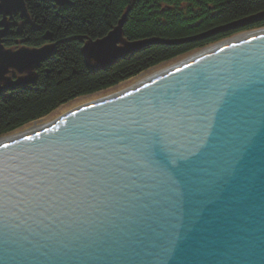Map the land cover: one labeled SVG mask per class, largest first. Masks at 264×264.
<instances>
[{
	"label": "water",
	"instance_id": "water-1",
	"mask_svg": "<svg viewBox=\"0 0 264 264\" xmlns=\"http://www.w3.org/2000/svg\"><path fill=\"white\" fill-rule=\"evenodd\" d=\"M17 13L24 0H0L5 90L33 85L23 69L54 48H4ZM261 21L264 11L195 37L127 42L123 16L81 54L104 69ZM8 70L22 75L10 82ZM0 264H264V33L1 144Z\"/></svg>",
	"mask_w": 264,
	"mask_h": 264
},
{
	"label": "trees",
	"instance_id": "trees-1",
	"mask_svg": "<svg viewBox=\"0 0 264 264\" xmlns=\"http://www.w3.org/2000/svg\"><path fill=\"white\" fill-rule=\"evenodd\" d=\"M24 2L27 15L10 19L12 25L3 39L4 46L55 45L52 56L37 70L34 86L0 98V134L43 117L71 99L114 86L231 34L224 32L176 45L146 46L97 70L84 61L81 46L85 39L106 35L124 12L122 35L127 41H137L195 37L264 10V0H70L72 5L63 8L42 0ZM46 33L51 35L49 40H44Z\"/></svg>",
	"mask_w": 264,
	"mask_h": 264
},
{
	"label": "bare ground",
	"instance_id": "bare-ground-1",
	"mask_svg": "<svg viewBox=\"0 0 264 264\" xmlns=\"http://www.w3.org/2000/svg\"><path fill=\"white\" fill-rule=\"evenodd\" d=\"M71 5H72V3H71ZM238 30L239 29H236V30L234 29V30L227 31V32H229L231 34L227 35L226 37H224V38H222V39H220V40H218V41H216V42H214L212 44H209V45L205 46L202 50H199L198 52H195L192 55L187 56L186 58L185 57L183 59H179L178 58V62L177 63H175L173 65H170V66H167L165 68H162V70H160V71H157V72H154V73H149V74H145V72H143L141 74H138V76L133 77L134 79H137L136 83L134 85H131L130 87H126V88H118V90L115 91L114 93H111V95L109 94L108 96L101 97L100 99H97V100L94 99V100L90 101L89 104H86V105H83L81 107H78L77 109H80L82 107H85L87 105L96 103V102L101 101V100L111 99V98H114V97H116L118 95L124 94V93H126V92H128V91H130V90H132V89H134L136 87H139V86H141V85L153 80L154 78H156L160 74L167 73V71H169V70H171V69H173L175 67H178V66L183 65V64H185L187 62H190V61L194 60L195 58H198V57H200L202 55L210 53V52H212V51H214V50H216V49H218L220 47H223V46H225L227 44H231V43H234V42H237V41H240V40H243V39H245L247 37H253V36H257V35H260V34L264 33V28L256 29L255 31H252V32L251 31L250 32H243V33H240V34H238L236 32ZM222 33H224V32H222ZM218 34H221V33H218ZM233 34H236V35H233ZM141 40H144V39H141ZM86 41L87 40L85 39L83 44ZM137 41H139V40H137ZM83 44H82V46H83ZM3 46H4V43H3ZM21 47H25V48H29V49L41 48V47H38V48L28 47V46H24V45L20 46V47H18V46L5 47L4 46V48L12 50V51L13 50H17V49H19ZM93 67H95L97 70H103V69H99L96 65H93ZM106 68H108V67H106ZM106 68H104V69H106ZM26 69L27 68L23 69V71H22L23 75H25V73H27V74H36V71L38 70L36 68H33L31 71H30V69L29 70H26ZM10 75L16 76V79H10L9 80L10 82H16L17 79L19 77H21V75L18 74L17 72H15L13 70H8V72H6V74L4 75V78L5 79H9ZM35 76H38V75L36 74ZM133 78H131V79H133ZM36 79L37 78H35V81H36ZM131 79L129 78V79L125 80V81H131ZM17 82L15 83V85H13L15 90H23V89H25V87H27L25 85L17 87L16 86ZM123 82L124 81H122V83ZM120 83L121 82L117 83L116 85H118V87H119ZM5 85H9V82H6ZM0 87H1V89H3V88L4 89H8L7 86L4 87V85H3V88H2V86H0ZM13 91L14 90H10V91H2V90H0V98H8L9 95H11ZM77 109H74V110H77ZM51 112H49L48 114H50ZM72 112H73L72 110H67L66 112L62 113L61 115H59V116H57L55 118H53L52 120H49L50 119L49 115H45V116L40 117V118H38V119H36L34 121H31V122L25 124L23 129H17L15 131H13V133L10 132V133H6L5 135L0 136V145L4 144V143H9L11 141L19 140V139H22L24 137H29V136L38 134L40 132H43V131L49 129L50 127H52L56 122L61 120L62 117L66 116V115H68V114H70Z\"/></svg>",
	"mask_w": 264,
	"mask_h": 264
},
{
	"label": "rangeland",
	"instance_id": "rangeland-1",
	"mask_svg": "<svg viewBox=\"0 0 264 264\" xmlns=\"http://www.w3.org/2000/svg\"><path fill=\"white\" fill-rule=\"evenodd\" d=\"M43 2H50V3H52L53 4V6L54 7H58V8H63V7H70L71 5H69V6H67V5H62V6H60V5H56L54 2H52L51 0H42ZM69 2H70V0H68ZM25 3V2H24ZM25 7H26V4H25ZM262 11H264V10H262ZM262 11H260V12H262ZM127 12V11H126ZM257 13H259V12H257ZM19 13H17V14H12L11 15V18L10 19H12V17H14V16H16V15H18ZM256 14V13H255ZM20 15V14H19ZM253 15V14H252ZM124 16V23H125V18H126V14H125V12L123 13V15L118 19V21L122 18ZM250 16V15H249ZM1 19V18H0ZM10 19H7L8 20V22L10 21ZM118 21H117V23H116V25L115 26H117V24H118ZM123 23V24H124ZM260 24H262V25H260ZM11 25H12V23L11 22H9V26H8V34H9V32H10V28H11ZM114 26V27H115ZM123 26V25H122ZM113 27V28H114ZM113 28L112 29H110L109 30V32L110 31H112L113 30ZM262 28H264V21H261V22H257V23H254V24H252V25H250V26H248V27H245V28H239V30L238 31H236L238 34H240V33H243V32H252V31H255L256 29H262ZM109 32H107V34L109 33ZM121 33H122V27H121ZM47 34V33H46ZM45 34V35H46ZM106 34V35H107ZM44 35V36H45ZM106 35H104V36H106ZM233 35H236V34H233ZM232 35V36H233ZM8 36V35H7ZM6 36V37H7ZM51 36V35H50ZM103 36V37H104ZM6 37H4V38H6ZM103 37H101V38H103ZM51 38V37H50ZM49 38V39H50ZM101 38H99V39H101ZM122 38L124 39V40H126L124 37H123V35H122ZM155 38V37H154ZM99 39H96V40H99ZM146 39H148V38H146ZM87 40H91V39H87ZM91 41H95V40H91ZM127 41V40H126ZM128 42H132V41H128ZM46 44H53L52 42L51 43H46ZM45 44V45H46ZM212 44V43H211ZM53 45H55V44H53ZM165 45H167V44H165ZM18 47H20V45H17ZM207 46V45H206ZM205 47V46H204ZM204 47H201V48H198V49H194V50H192V51H190V52H187V53H184V54H182V55H179V56H177V57H174L173 59H170V60H167V61H164V62H162V63H160V64H158V65H155V66H153V67H150V68H148V69H146V70H144L143 72H145V74H149V73H154V72H157V71H160V70H162V68H165V67H167V66H170V65H173V64H175V63H177L178 62V58L179 59H183L184 57L186 58L187 56H189V55H192L193 53H195V52H198L199 50H202ZM81 49H82V46H81ZM143 49V48H142ZM81 51V50H80ZM138 51H140V50H138ZM137 51V52H138ZM52 52H53V50H52ZM133 53H136V52H133ZM133 53H130V54H133ZM53 54V53H52ZM130 54H128V55H130ZM82 55V54H81ZM128 55H126V56H128ZM126 56H124V57H126ZM83 57V56H82ZM123 57V58H124ZM122 59V58H121ZM48 60V59H47ZM47 60L45 61V62H47ZM120 60V59H119ZM84 61H85V59H84ZM118 61V60H117ZM45 62H43V63H41L40 65H43ZM86 62V61H85ZM114 64V63H113ZM41 66H39L38 68H36V69H39ZM143 72H141V73H143ZM141 73H139V74H141ZM36 74H37V71H36ZM35 74V75H36ZM138 76V75H137ZM36 78L38 77V76H35ZM134 77H136V76H134ZM133 78V77H132ZM131 79V78H130ZM136 80L137 79H131V81H124L123 83L121 82L120 83V86L118 87V85H114V86H111V87H108V88H105V89H102V90H100V91H97V92H95V93H92V95L91 94H88V95H83V96H79V97H77V98H74V99H71V100H69V101H67L66 103H63V104H61V105H59L58 107H56L54 110H52V112L50 113V114H47V115H49V120H52L53 118H55V117H57V116H59V115H61L62 113H64V112H66L67 110H74V109H77L78 107H81V106H83V105H86V104H89V102L90 101H92V100H97V99H100L101 97H104V96H108L109 94L111 95V93H114L115 91H117L118 90V88H126V87H130L131 85H134L135 83H136ZM35 82L36 81H34V84H35ZM34 84L33 85H27V87H29V88H31L32 86H34ZM1 86H2V84H0ZM3 87V86H2ZM1 90H3V91H9V90H4V89H1ZM25 125V124H24ZM24 125H22L21 127H18L17 129H23V127H24ZM17 129H15V130H17ZM14 130V131H15ZM10 132H12L13 133V131H9V132H6V133H10ZM6 133H3V134H0V136H2V135H5Z\"/></svg>",
	"mask_w": 264,
	"mask_h": 264
},
{
	"label": "flooded vegetation",
	"instance_id": "flooded-vegetation-1",
	"mask_svg": "<svg viewBox=\"0 0 264 264\" xmlns=\"http://www.w3.org/2000/svg\"><path fill=\"white\" fill-rule=\"evenodd\" d=\"M9 79H16V76H14V75H10V78ZM2 84V86L4 85V83H1ZM6 84V83H5ZM1 86V85H0ZM3 88V87H2ZM4 89V88H3ZM5 90V89H4ZM3 91V90H2ZM10 91V90H9Z\"/></svg>",
	"mask_w": 264,
	"mask_h": 264
}]
</instances>
